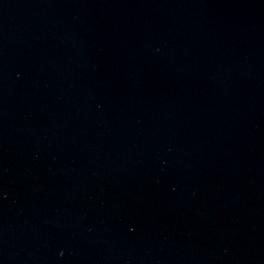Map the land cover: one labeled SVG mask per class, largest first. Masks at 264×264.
<instances>
[{"label": "water", "instance_id": "1", "mask_svg": "<svg viewBox=\"0 0 264 264\" xmlns=\"http://www.w3.org/2000/svg\"><path fill=\"white\" fill-rule=\"evenodd\" d=\"M0 264H264V0H0Z\"/></svg>", "mask_w": 264, "mask_h": 264}]
</instances>
